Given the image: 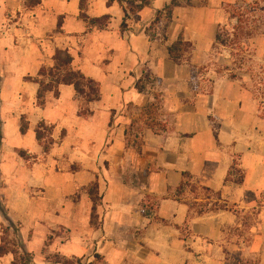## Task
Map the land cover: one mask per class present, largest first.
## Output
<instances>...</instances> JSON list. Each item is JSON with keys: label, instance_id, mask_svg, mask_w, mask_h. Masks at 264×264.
<instances>
[{"label": "crops", "instance_id": "obj_1", "mask_svg": "<svg viewBox=\"0 0 264 264\" xmlns=\"http://www.w3.org/2000/svg\"><path fill=\"white\" fill-rule=\"evenodd\" d=\"M109 1L87 0L82 10L81 0H0V246L8 249L0 264L24 255L31 264H122L125 233L144 223L128 198L129 174L148 164L128 143L126 111L152 99L137 88L143 66L156 73L170 63L169 41L148 33L169 0H152L126 28L124 7ZM84 13L109 18L91 23ZM59 49L99 84L100 99L61 84L39 103L40 83L28 77L53 67ZM145 136L146 151L161 145L152 129Z\"/></svg>", "mask_w": 264, "mask_h": 264}, {"label": "rangeland", "instance_id": "obj_2", "mask_svg": "<svg viewBox=\"0 0 264 264\" xmlns=\"http://www.w3.org/2000/svg\"><path fill=\"white\" fill-rule=\"evenodd\" d=\"M178 2L148 33L190 44L166 70L143 66L152 99L126 111L128 143L148 165L130 170L144 223L125 233L122 264H264V0ZM219 30L226 45L215 44ZM147 129L162 135L155 151L144 149Z\"/></svg>", "mask_w": 264, "mask_h": 264}, {"label": "trees", "instance_id": "obj_3", "mask_svg": "<svg viewBox=\"0 0 264 264\" xmlns=\"http://www.w3.org/2000/svg\"><path fill=\"white\" fill-rule=\"evenodd\" d=\"M113 1L114 0H110L109 3H112ZM187 1L191 2L192 0H187ZM118 2L124 7V11L126 13V18L122 24V27L126 28L128 26L127 20H129L133 14L137 13L138 11L142 10L147 6H150L152 0H118ZM86 4H87V0H81L82 10L86 7ZM179 5L180 3L178 2V0H172L169 4L165 6L163 10L158 11L157 17L152 24H156L157 22H159L163 13H166V18L168 19V21H171L173 18L174 8ZM82 16L84 18L89 19L91 23H96V22L103 23L109 18L108 16H104L101 18H89L85 13L82 14ZM232 17L237 18L238 20V25L235 27V31L233 33L234 35L238 36V31L242 28L241 23L243 21V16H241V14L239 13H235L232 14ZM184 43L190 44V42H185L183 38L180 36L176 42L168 46V52L171 58L178 60L182 57L180 51ZM226 43H227V38H225L223 30H219L216 34L215 44L226 45ZM73 59H74L73 56L68 50L59 49L55 53L54 56L55 65L53 67L41 71L39 76L36 78L28 77V79L40 83L38 101L41 105L45 104V97L48 91L55 90L56 94L59 93L58 87L61 84H73L78 94L85 97L88 101H94L100 99L99 84L95 80L86 77L80 70H75L72 67ZM45 77H49L50 81L47 82L46 80H44ZM141 81L142 79L138 81L137 88L140 92H144V88L141 85ZM26 129H27L26 125H23L22 131H25ZM37 133H38V139L41 140L43 138L42 136L43 133L40 131V128H38ZM1 139H2V132L0 127V143H1ZM48 147L49 145H47L46 148ZM183 175L184 177H187L189 174L188 172H184ZM235 181H237L236 183L240 184L243 182V179L241 178L240 180H235ZM186 185H187L186 182L182 181L180 186H178L177 188V192L183 193ZM224 209H226V207ZM203 213H204L203 211L199 212V214H203ZM7 251L8 249L5 245L0 246V255L4 254ZM31 263H32V259L29 255L22 256L18 262L17 260L13 262V264H31Z\"/></svg>", "mask_w": 264, "mask_h": 264}]
</instances>
